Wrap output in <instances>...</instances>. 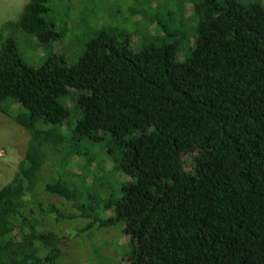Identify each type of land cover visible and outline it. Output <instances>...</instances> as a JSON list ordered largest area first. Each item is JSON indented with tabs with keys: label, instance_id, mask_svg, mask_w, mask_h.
Wrapping results in <instances>:
<instances>
[{
	"label": "trees",
	"instance_id": "16d2710c",
	"mask_svg": "<svg viewBox=\"0 0 264 264\" xmlns=\"http://www.w3.org/2000/svg\"><path fill=\"white\" fill-rule=\"evenodd\" d=\"M197 1L104 0L112 23L70 65L52 48L59 0H27L1 25L0 114L29 139L0 188V264H61L65 241L116 225L114 264H264V0ZM121 20L138 29L130 39L105 27ZM16 35L45 51L41 66L24 63ZM47 149L113 161L125 181L103 193L110 217L82 202L96 199L89 168L51 179Z\"/></svg>",
	"mask_w": 264,
	"mask_h": 264
},
{
	"label": "rangeland",
	"instance_id": "374dc122",
	"mask_svg": "<svg viewBox=\"0 0 264 264\" xmlns=\"http://www.w3.org/2000/svg\"><path fill=\"white\" fill-rule=\"evenodd\" d=\"M26 2L27 0H0V27L7 22L15 21ZM197 2V0H193L192 5L194 4V7L197 6ZM58 4L60 5L59 9H64L65 14H67L60 13L61 24L58 25L57 30L63 29L64 36L54 43L52 48L54 53L62 55L66 64L70 65L83 54L84 49L80 47L99 36L100 29H102L100 28L101 25L112 22H106L108 21L105 15V6L107 4L105 5L104 0H59ZM195 9L197 11L196 7ZM69 10H71V18L68 21H64V17L69 15ZM73 10L75 11L73 12ZM196 11V15L192 16L189 21L178 20L177 26L180 35L190 33L193 17L195 19L197 16ZM131 12L134 16L139 14L140 11L137 8H132ZM131 14H127V16L130 17ZM87 17H91L93 20L86 21ZM148 19H150L153 26H156L157 20L165 22V20L161 19L160 14L157 13H153ZM125 22L121 20V22L105 27L111 28L115 35L125 32L130 39V36L137 32L138 29L136 30V28ZM16 36L24 63L35 68L41 66L47 58L45 51L40 48L37 49L31 41L26 44V41L20 35ZM192 42L193 39H190L185 47L191 45ZM129 45L134 49L137 48L132 41L129 42ZM183 59L184 56L179 52L176 55V60L182 61ZM28 139V133L21 126L12 119L0 114V188L15 175L18 165L24 156ZM94 150H97L98 153L93 151L87 157L79 159L71 156L65 150L62 151L63 154L61 156L54 157L51 154V149H47L46 161L57 167L54 172L55 176L53 175L51 178L55 180L61 178L65 181L69 179L72 182L78 181L81 169L84 167L89 168L92 175L88 180L91 181L93 179L95 181L94 196L96 199L92 200L86 195V199H83L82 202L86 206L92 207V210L95 211V214L100 219H106L112 215V211L105 207L106 198L108 199L110 193H103L115 186L119 187L125 179L119 175L112 160L106 158V155L100 156L98 149ZM89 157H93V160H91L92 163L90 165H87ZM78 186L81 187L80 184ZM84 186V188L89 187L87 185ZM60 210L64 213L67 212L65 207H60ZM87 222L88 220H83V224ZM73 228L70 227L66 231L59 232V234L64 236L75 235ZM125 245L126 241L124 235H122L121 225L102 229H98L96 226L93 227L92 231L84 234L83 237L65 241L63 245L65 255H63V258L68 257V260H63L62 258L61 264H86L88 258L94 261V264H111L115 260V254L116 261L120 263L123 252H125Z\"/></svg>",
	"mask_w": 264,
	"mask_h": 264
}]
</instances>
